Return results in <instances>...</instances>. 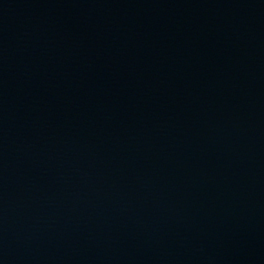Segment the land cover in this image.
<instances>
[{"label":"water","instance_id":"95a60500","mask_svg":"<svg viewBox=\"0 0 264 264\" xmlns=\"http://www.w3.org/2000/svg\"><path fill=\"white\" fill-rule=\"evenodd\" d=\"M0 264H264V0H0Z\"/></svg>","mask_w":264,"mask_h":264}]
</instances>
